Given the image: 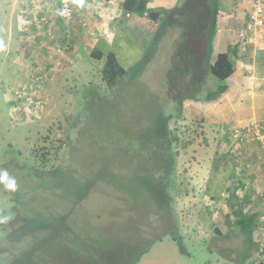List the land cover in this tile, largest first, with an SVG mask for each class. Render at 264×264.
Instances as JSON below:
<instances>
[{"label": "rangeland", "instance_id": "1", "mask_svg": "<svg viewBox=\"0 0 264 264\" xmlns=\"http://www.w3.org/2000/svg\"><path fill=\"white\" fill-rule=\"evenodd\" d=\"M64 1L0 0V171L7 170L6 164L15 161L36 168L39 165L41 169L54 167L56 174H60L58 165L66 151L63 169L70 177L65 180L66 184L65 181L62 184L66 185L67 193L60 189L37 191L35 201L48 204L50 201L43 200V197L74 200L77 206L67 216V221L72 225L74 233L85 241L90 239L89 236H98L104 248H94V254H102L99 255L103 260L101 264H106V261L111 262L108 264H128V259L133 260L137 255L138 261L134 264H255V238L263 231L259 227H264V200L259 199L251 189L248 192L237 187L248 180V165L261 166V159L247 151L243 156V165L240 166L234 160V165L240 166V173L228 177L217 205L209 203L204 200L207 199V175L194 186L190 173L180 172L188 162L187 158L181 156V152L189 149V142L198 134L183 122L179 123L178 119L168 121L176 158L168 191L172 215L181 240L175 241L169 235H164L161 240L153 243L150 241L161 231L156 226L158 216L153 214L156 209L151 186L154 178L146 173L111 169L110 165L114 162L111 152L117 141H120L116 133L131 136L128 131L125 132L126 125L129 123L133 127V117L136 114L142 115L137 107L151 104L153 96L145 94L138 81L141 80L151 93L167 98V92L174 86H171V81L177 80L174 78L177 74L174 77L168 76L166 59L160 55L170 60L173 50H176L175 43L169 39L163 48L159 43L158 51L150 53V57L142 56L129 67L134 85L120 91L121 94L116 91L113 97L108 96L105 94L107 86L101 76L100 66L103 67L104 62L98 64L99 61L92 60L84 67L83 57L87 56L86 52L76 57L74 68L71 67L72 60L67 57L73 54L72 31L67 29L68 26L64 31L65 22L58 24L60 26L55 29L51 27L48 8L62 20L58 7ZM93 3V0H82L73 10L82 4L93 6ZM156 19L155 25L160 26L161 17ZM147 36L146 33V38L142 37L146 42L147 39L150 41ZM57 53H61V56L57 57ZM64 68L66 71L63 73ZM183 78L187 79L181 73L178 79ZM89 91L105 96L101 99L97 96L87 97ZM87 98H91L88 106L85 105ZM99 106L106 109L98 119L91 118L87 122L86 115ZM82 111L84 113L81 114ZM124 113L126 120L123 119ZM245 147L236 149L242 150ZM252 147L258 150L257 144ZM43 152L45 154L42 155ZM263 184L264 180L260 187ZM198 190H201L202 195L198 199L190 198L191 195L196 196ZM27 192L23 188L14 201L10 193L0 189V264H23L20 255L24 247L21 242L13 244L11 240L13 233L20 229L21 222L15 221L14 217L24 215L20 214L18 207L28 204L23 200ZM232 193L239 197L244 210L257 206L259 215L261 213L260 220L258 217L256 220L254 244L250 252L247 250V241L242 237L233 236L231 232L227 236L229 230L226 215L231 210L229 201ZM30 206L28 213L33 216L34 211ZM134 210L139 211L145 220L146 243L150 241L148 250L141 255L140 247L133 246L134 241L131 240L137 231ZM23 226L29 231L27 225ZM152 226L156 227L152 229ZM113 237L116 238L112 243L105 241ZM85 241L83 244H86ZM125 242L126 256H121ZM74 247L83 252L87 250L86 245H79V242ZM38 248L46 250L43 246ZM59 262L76 264L70 262L69 258L53 256L44 262L30 258L27 264Z\"/></svg>", "mask_w": 264, "mask_h": 264}, {"label": "trees", "instance_id": "2", "mask_svg": "<svg viewBox=\"0 0 264 264\" xmlns=\"http://www.w3.org/2000/svg\"><path fill=\"white\" fill-rule=\"evenodd\" d=\"M146 2V0H124L121 6L124 12L132 17L142 16L148 11ZM217 12V0H177L174 7L160 11V26H156L157 19L152 20L151 17H147V22L144 25L135 26L137 39L144 50L143 57H150V53L157 52L159 43L163 48L169 39H172L176 46L170 60L166 56L160 55L166 59L167 65L165 66L168 76L174 77L175 73L177 74L174 77L177 80L171 81V86L173 84L174 86L167 92V98L151 93L137 75L140 80L138 85L145 90L144 93L153 96L150 99L151 104L137 107L142 115L136 114L133 117V127L128 123L126 130L123 128L125 132L128 131L127 133L131 134L130 137L118 135L115 126L112 125V129L120 141H117L115 149L111 152L114 162L110 168L113 170L121 168L132 173H146L149 177L154 178L151 186L155 196L156 209L153 214L158 218L157 225H153L159 226L161 231L154 240L150 239L152 243L161 240L164 235H169L175 241L181 240L172 215L171 196L168 191L176 163L168 121L181 116L184 98L188 97L197 101L217 98L226 89L224 80L232 71L231 56L236 54L234 47H229L226 52L218 53L216 57L213 55L212 41L216 31ZM146 33L147 37H150V41L147 39V42L142 39V37L146 38ZM91 56L98 60L104 58L101 76L107 86L106 95L113 97L116 91L121 94L120 91L129 85H134L130 77L132 71L120 66L112 53L98 52ZM181 73L187 79L179 80L178 76ZM89 96H97L101 99L105 95L99 96L97 92L89 91L87 97ZM90 100L91 98H87L86 106ZM105 109L106 107L99 106L86 115V121L88 122L91 118L98 119ZM82 113L84 112L82 111ZM125 116L126 113H124V120H126ZM43 154L45 153L43 152ZM65 162L66 151L58 165L62 172L60 174H56L54 167L41 169V166L37 164L38 168L33 165L15 163V161L6 164L8 169L4 170L16 181V187L11 190L0 183V189L10 193L14 201L15 197L20 196L23 188L29 191L23 196V200L28 204L18 207L21 210L20 214L24 213V215L14 217V220L20 221L21 224L20 229L13 233L11 240L13 244L22 243L24 248L20 258L23 264H27L30 258L44 262L50 256L66 257L70 259V262L76 264H101L103 262L99 258V255L102 254H94V248H104L98 236H89L90 239L85 241L83 237L74 233L72 225L67 221V216L77 206L73 203L74 200H54L43 197V200L50 202L46 204L35 201L37 191L66 190L65 180L70 176L63 169ZM64 174L65 179L62 177ZM65 192L67 193V190ZM240 202L239 197L232 193L229 201L231 210L226 215V225L229 230L227 236L231 232L233 236L242 237L247 241V250L250 252L254 244L253 231L259 215V207L255 206L244 210ZM30 204L34 211L33 216L28 213L31 208ZM133 214L136 216L137 231L131 240L134 241L133 246L140 247L141 255L148 250L150 245V241L146 243L147 225L139 211L134 210ZM23 224L29 227V231L24 229ZM156 226H152V229ZM114 238L116 237L105 239V241L110 244ZM83 241L86 244H83ZM76 242H79V245H86L87 250L83 252L76 249L74 247ZM126 244L127 242L124 243L121 256H126ZM38 246H43L48 251L40 249ZM138 256L133 260L128 259V264L138 261ZM108 263L111 262L106 261V264ZM56 264H62V262Z\"/></svg>", "mask_w": 264, "mask_h": 264}, {"label": "crops", "instance_id": "3", "mask_svg": "<svg viewBox=\"0 0 264 264\" xmlns=\"http://www.w3.org/2000/svg\"><path fill=\"white\" fill-rule=\"evenodd\" d=\"M93 1V6L85 4L77 6L68 21L63 18L61 20L48 8L52 29L60 26L58 25L60 23L67 22L64 23V31L67 29L72 31L73 54L67 59L71 58L73 68L76 57L86 52L87 56L83 57L84 67L92 60L99 61L98 64L104 62V58L98 60L91 56L102 52L112 53L120 66L129 69L142 57L144 51L137 39L135 26L144 25L149 12H157L159 16L160 11L174 7L177 2L146 0L148 8L146 14L132 17L122 9L124 0ZM217 4L216 31L212 41L213 55L216 57L218 53L226 52L229 47H234L236 53L235 56H231L232 71L224 80L226 89L212 100L197 101L184 98L181 116L175 119L191 127L190 130L192 132L195 130L198 134V137H193L194 139L189 142V149L181 152V156L187 158L189 163L186 162L180 172L190 173L194 186L207 175L205 179L207 199L204 200L215 205L220 201L219 195L224 188L223 184L232 174L240 173V166L244 164V154L250 151L259 159L262 154V148L260 150L258 146V150H255V147H249V150L246 146L233 152V145L230 146V130L250 122H264V35H257L256 40L249 44L238 38L237 32L243 28L248 18L250 0H217ZM59 54L61 53H57L56 56L60 57ZM65 71L66 68L62 72ZM234 160L240 164L239 167L234 165ZM260 165L258 167L248 165V180L245 184L242 183L243 185L240 183L242 187L239 185L237 189L248 192L251 189L254 193L263 189L264 184L260 187L264 180V163L261 160ZM201 195V190H198L196 196L191 195L190 198L198 199Z\"/></svg>", "mask_w": 264, "mask_h": 264}, {"label": "built area", "instance_id": "4", "mask_svg": "<svg viewBox=\"0 0 264 264\" xmlns=\"http://www.w3.org/2000/svg\"><path fill=\"white\" fill-rule=\"evenodd\" d=\"M81 2L82 0H65L62 2L58 7L62 13V17L69 20L74 11L73 7ZM259 34L264 35V0H250L248 18L244 22L243 28L238 30L237 35L240 40L249 44L253 43L254 40H256V36ZM66 35L68 36V34ZM229 137L235 150H237V147H252L254 144H259L257 146L260 150L262 148L260 159L264 162V122H250L244 126L232 128ZM256 195L264 200V187L263 189H259ZM260 215L258 216L259 220ZM260 228H262L263 231L261 235L258 233L259 236L255 238L257 243L256 256L254 259L255 264H264V239H262V237L264 238V227H259V229Z\"/></svg>", "mask_w": 264, "mask_h": 264}, {"label": "clouds", "instance_id": "5", "mask_svg": "<svg viewBox=\"0 0 264 264\" xmlns=\"http://www.w3.org/2000/svg\"><path fill=\"white\" fill-rule=\"evenodd\" d=\"M0 183H3L7 189L14 190L16 187V181L9 176L6 170L0 171Z\"/></svg>", "mask_w": 264, "mask_h": 264}, {"label": "water", "instance_id": "6", "mask_svg": "<svg viewBox=\"0 0 264 264\" xmlns=\"http://www.w3.org/2000/svg\"><path fill=\"white\" fill-rule=\"evenodd\" d=\"M148 16L151 17L153 20H155L158 16V13L157 12H149Z\"/></svg>", "mask_w": 264, "mask_h": 264}]
</instances>
